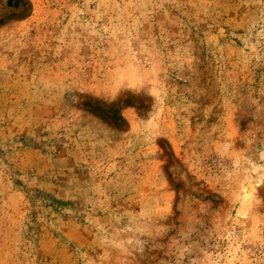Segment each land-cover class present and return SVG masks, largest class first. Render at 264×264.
I'll use <instances>...</instances> for the list:
<instances>
[{"label":"rangeland","instance_id":"rangeland-1","mask_svg":"<svg viewBox=\"0 0 264 264\" xmlns=\"http://www.w3.org/2000/svg\"><path fill=\"white\" fill-rule=\"evenodd\" d=\"M0 264H264V0H0Z\"/></svg>","mask_w":264,"mask_h":264},{"label":"bare ground","instance_id":"bare-ground-1","mask_svg":"<svg viewBox=\"0 0 264 264\" xmlns=\"http://www.w3.org/2000/svg\"><path fill=\"white\" fill-rule=\"evenodd\" d=\"M249 186H250L249 189L252 192V190L254 189V185L252 183H250Z\"/></svg>","mask_w":264,"mask_h":264}]
</instances>
